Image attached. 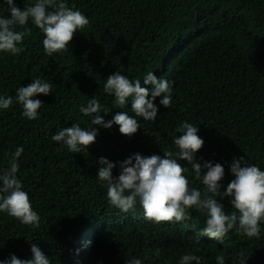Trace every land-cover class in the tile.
<instances>
[{
	"label": "trees",
	"instance_id": "trees-1",
	"mask_svg": "<svg viewBox=\"0 0 264 264\" xmlns=\"http://www.w3.org/2000/svg\"><path fill=\"white\" fill-rule=\"evenodd\" d=\"M33 2L15 0L21 10ZM73 3L90 24L74 33L67 51L48 57L43 33L30 20L17 28H31L24 51L0 54V95L14 96L36 77L55 84L52 94L35 97L44 104L37 120L23 117L16 104L0 110V167L23 145L18 176L40 215L33 228L0 213V260L30 259L35 243L52 264H126L130 256L145 255V264H178L186 253L200 256L201 264H215L219 254L226 264H264V224L260 238L233 229L216 241L201 234L206 213L192 210L188 221L156 224L139 204L119 212L96 181L100 157L113 163L135 153L163 157L173 149L172 137L181 135L182 121L198 125L204 144L195 159L220 163L225 187L235 158L264 168V0H68ZM116 71L129 79L153 71L173 80V107L160 106L157 97L156 122L137 117L140 127L131 136L115 124L94 126L98 136L86 153H69L52 141L72 123L87 126L90 118L79 108L91 98L109 109L99 114L105 121L118 111L133 114L130 103L115 108L114 97L103 91ZM191 186L202 187L199 181ZM220 202L226 213L234 211L228 198Z\"/></svg>",
	"mask_w": 264,
	"mask_h": 264
},
{
	"label": "clouds",
	"instance_id": "clouds-1",
	"mask_svg": "<svg viewBox=\"0 0 264 264\" xmlns=\"http://www.w3.org/2000/svg\"><path fill=\"white\" fill-rule=\"evenodd\" d=\"M6 6V7H5ZM0 11V54L18 56L24 51V38L31 34V28L17 30L31 20L32 24L43 33L42 45L48 57L67 51L69 42L76 32H82L90 24V19L68 0H34L19 8L15 0H2ZM151 85V89L141 87ZM175 82L167 78H157L153 71L143 75L142 79H129L119 71L107 77L103 91L114 97V107L129 111H118L111 120L105 121L99 115L110 111L99 99L91 98L86 106L79 108L80 113L90 120L86 127L72 123L61 128L51 136V140L66 148L69 153H86L89 145L95 142L98 128L110 129L114 124L125 136L135 134L140 127L137 117L155 123L158 106L173 107ZM55 84L48 79L36 77L28 86H19L13 95H0V110H8L13 104L22 109V116L28 120L39 119L44 107L40 99L42 94L53 93ZM95 114V115H94ZM199 127L188 121H182L172 137V150H165L160 155H130L122 162L113 163L100 157V167L96 173L98 184L106 187L108 202L121 213L133 211L137 204L143 209L144 218L156 224L161 222H181L191 219V211L206 213L205 227L201 234L221 241L231 230L246 237L260 238L261 224H264V168L249 163L245 157L233 159L229 171L233 179L225 187L221 182L225 169L220 163L206 161L200 163L195 155L204 144L198 135ZM24 152L23 145L16 147L7 160V167H0V213L14 217L21 224L33 228L40 226V215L34 209L29 193L18 176L19 158ZM179 161H186L182 166ZM119 168L118 176H113V169ZM199 181L202 187L191 186ZM223 189V191H221ZM228 198L234 209L225 212V205L220 201ZM31 258L19 259L15 255L0 260V264H52L51 259L35 244L30 246ZM147 256H130L126 264H145ZM201 264V257L186 253L179 257L178 264ZM215 264H226L224 254L215 257Z\"/></svg>",
	"mask_w": 264,
	"mask_h": 264
}]
</instances>
